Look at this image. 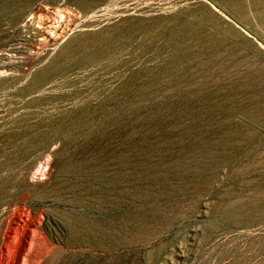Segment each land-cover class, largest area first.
Returning <instances> with one entry per match:
<instances>
[{"label":"rangeland","instance_id":"rangeland-1","mask_svg":"<svg viewBox=\"0 0 264 264\" xmlns=\"http://www.w3.org/2000/svg\"><path fill=\"white\" fill-rule=\"evenodd\" d=\"M0 264H264V0H0Z\"/></svg>","mask_w":264,"mask_h":264},{"label":"bare ground","instance_id":"bare-ground-1","mask_svg":"<svg viewBox=\"0 0 264 264\" xmlns=\"http://www.w3.org/2000/svg\"><path fill=\"white\" fill-rule=\"evenodd\" d=\"M32 27V26H31ZM25 40V39H24ZM25 41H28L27 39Z\"/></svg>","mask_w":264,"mask_h":264}]
</instances>
